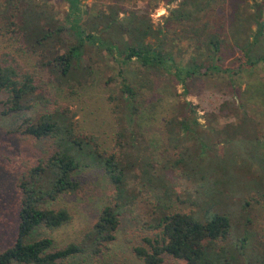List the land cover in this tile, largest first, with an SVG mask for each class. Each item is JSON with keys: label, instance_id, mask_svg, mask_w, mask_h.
<instances>
[{"label": "rangeland", "instance_id": "374dc122", "mask_svg": "<svg viewBox=\"0 0 264 264\" xmlns=\"http://www.w3.org/2000/svg\"><path fill=\"white\" fill-rule=\"evenodd\" d=\"M44 1L47 0H41ZM179 1L82 0L81 17L86 19L90 8L109 12L110 5H119L124 11L121 17L133 12L147 19L155 30L162 28L167 46L175 47L177 62L187 63L196 55L198 38L170 19ZM24 3L25 0H0V61L17 59L35 72L39 82L46 83L50 103L36 104L25 112L6 113L7 93H0V252L12 246L17 237L20 178L54 149L53 139L35 138L23 132L25 119L37 120L48 110L68 108L74 115L77 132L89 139L96 138L100 150L113 152L122 140L129 144L124 148L129 155L141 158V165L127 179L135 198L121 216L115 241L104 248L100 256L77 255L69 260L70 264H144L135 247L145 245L144 237L153 234L150 225L161 213L175 211L195 212L202 220L220 212L231 214L232 229L216 248L231 249L229 256L224 257L236 264L263 262L264 62L252 68L242 65V52L228 43L222 48L225 64L239 72L196 74L188 79V91L184 93L174 73L143 66L135 59L123 66L111 58L106 48L87 44L83 59L84 65L91 66L90 76L74 87L60 85L50 80L49 72L36 64L37 54L23 47L16 26L11 25V21L19 22ZM223 5L224 0H218L204 13L202 39L211 32L228 38L229 21L234 12L230 7L225 12ZM50 7L57 17L64 18L70 4L67 0H50ZM65 37L68 42L75 41L70 30ZM181 48L183 55L179 56ZM257 48L264 50V37ZM119 70H123L138 92L141 114L137 136L131 127L125 129L127 125L118 120L120 114L116 105L124 100ZM190 111L193 112L189 116H195L202 124L194 133L199 138L182 137L166 125L170 117L181 118ZM124 130L127 137L120 139V132ZM203 140L206 150L202 147ZM132 144L139 146L140 152H136ZM203 150L206 152L200 157ZM185 155H190V159ZM183 158L185 161L177 163ZM150 163L154 170L156 168V174L164 173L171 186L170 195L156 179L148 181V175L154 170L147 172L142 165L146 167ZM76 176L80 183L77 191L64 193L50 203L53 208L66 207L72 220L54 230L41 227L34 238L53 237L57 247L78 242L92 228L104 207L115 201L116 186L102 169L84 168ZM241 243L243 248H240ZM164 259V264H187L186 260L171 254H165Z\"/></svg>", "mask_w": 264, "mask_h": 264}, {"label": "trees", "instance_id": "16d2710c", "mask_svg": "<svg viewBox=\"0 0 264 264\" xmlns=\"http://www.w3.org/2000/svg\"><path fill=\"white\" fill-rule=\"evenodd\" d=\"M67 1L69 11L61 18L52 11L50 0H25L19 22L11 21V25L17 28L15 31L19 33L23 47L37 54L36 64L49 72L50 80L58 81L60 85L74 87V84L83 83L90 76L91 66L84 65L83 59L87 44L106 48L117 64L124 66L135 59L143 66L174 73L184 93L188 91V79L196 74L226 72L232 75L239 72L225 64L226 58L222 55L225 45L231 44L242 52V65L252 68L264 62V50L257 48L264 37V2L259 0H253V3L249 0H224V11L230 7L234 12L229 21L228 38L211 32L203 39L202 17L218 0H180L178 6L172 9L170 19L182 24L185 32L198 38L195 43L196 55H192L187 63L177 62L173 51L175 47L167 46L162 38L164 30H155L144 17L133 12L121 17V6L110 5L109 12L90 8L84 19L81 17L82 0ZM67 30L75 36L74 42L66 40ZM179 52V56H182L183 49ZM118 74L124 99L116 105V111L120 114L118 120L120 124L127 125L125 129L131 127L132 133L137 136L138 117L141 114L138 92L128 82L123 70H119ZM3 92L7 93L6 113L25 112L36 104L45 106L50 103L46 83L42 80L39 82L37 74L17 59L0 61V93ZM188 106L192 107L191 103ZM192 112L181 118L170 117L166 125L182 137L193 135L199 138L194 133L202 124L195 116H189ZM24 124L25 134L53 139L54 149L20 178L21 207L17 237L12 246L0 252V264H70L69 260L77 255L100 256L104 248L115 241L121 216L135 198L127 186V179L141 165V158L133 155V159L124 149L129 144L122 140L119 141L118 150H100L96 138L89 139L77 132L74 115L68 108L48 110L37 120L26 118ZM126 137L125 130L120 132V139ZM204 141L202 147L206 150ZM132 146L136 147V152H140L139 146ZM205 150L199 153L200 157ZM185 157L190 159V155ZM181 159L177 163L185 161ZM152 166L150 163L146 167L142 165V168L148 172L154 170ZM90 167L102 169L115 184V201L104 207L92 228L78 242L57 247L53 237L34 238V233L41 227L54 230L72 220V214L66 207L53 208L50 203L64 193L77 191L80 183L76 175ZM155 170L150 175L147 173L148 181L156 179L157 184L170 195L171 186L164 173L158 175ZM218 194L221 195V192ZM150 227L153 234L144 237L145 245L135 247L136 254L144 264H164L165 254L182 258L187 264H236L224 257L229 256L231 249L225 246L220 250L216 248L232 229L229 213H216L202 220L195 212H165ZM248 231L246 234L249 236ZM243 247L241 243L240 248ZM251 264H264V261L256 260Z\"/></svg>", "mask_w": 264, "mask_h": 264}]
</instances>
